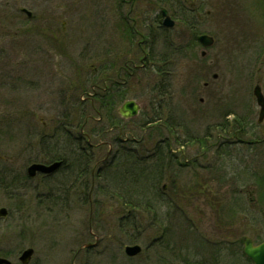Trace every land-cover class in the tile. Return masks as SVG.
<instances>
[{
  "label": "rangeland",
  "instance_id": "374dc122",
  "mask_svg": "<svg viewBox=\"0 0 264 264\" xmlns=\"http://www.w3.org/2000/svg\"><path fill=\"white\" fill-rule=\"evenodd\" d=\"M210 4L216 16L211 13L200 30L214 45L203 48L182 20L159 33L155 17L164 3L158 0H0V168L6 164L12 179L21 180L32 162L63 152V145L50 138L62 137L64 126L72 123L76 136L85 134L99 148L95 157L100 160L115 138L127 135L140 142V157L151 155L157 142L171 146L173 155H166L157 186L153 179L131 184L125 174H140L141 166L121 159L103 172V179L92 182L102 187L96 193L85 195L78 182L80 193L72 197L57 191L60 174L43 182L39 198L26 187L16 198L0 190V204L10 212L0 222V248L14 254L34 248L30 264H169L160 247L168 245L175 252L172 264H185L182 257L200 259L194 255L197 249L210 260L212 251L205 245L210 242L221 247L219 264H250L240 238H264V187L259 186L264 179V123L248 128V122L257 126L259 114L253 88L260 85L264 93V0ZM145 39L153 41L146 52L163 56L168 51L163 71L171 86L158 94L164 83L158 62L129 76L127 93L141 112L119 122L113 111L116 128L96 101L104 95L101 87L116 85L110 80L119 78L123 61L130 57L139 64ZM105 78L110 83L103 85ZM156 111L163 113L162 122L149 128ZM229 112L239 124L232 133L239 140L217 129ZM99 132H105L102 138ZM225 140L231 145L219 146ZM63 156L68 157L66 150ZM2 176L0 172V182ZM133 199L143 206L135 207L138 225L132 227L135 220L128 216L126 202ZM143 200L163 210L153 212ZM164 209L172 214L167 217ZM166 217L170 221L165 226ZM192 223L205 243L192 233ZM91 233L100 240L87 252L85 244L96 242ZM130 244L142 247L133 259L124 253Z\"/></svg>",
  "mask_w": 264,
  "mask_h": 264
},
{
  "label": "flooded vegetation",
  "instance_id": "af4514ba",
  "mask_svg": "<svg viewBox=\"0 0 264 264\" xmlns=\"http://www.w3.org/2000/svg\"><path fill=\"white\" fill-rule=\"evenodd\" d=\"M189 1L190 0H158V2L160 4L164 3V6L159 8V12L157 13V15L155 17V26H156L157 30L159 31V33H161V32L165 33L166 31H168V28H166L163 25V20H164V16H165L164 11H165L167 13V16H169L174 22L180 21V20L184 21L185 22L184 26L186 27L185 30H187L188 33H190L192 35V37H194V39H197V41H198L199 36L208 35V34L201 33L200 25L202 26L201 23H203L204 21L210 20L211 13H214L215 14L214 16H216L215 11H212L209 9V6L211 5L210 4L211 0H191L190 2ZM206 6H208V7L206 8ZM213 6L215 7V2L212 5V8H214ZM28 11L32 15V12L30 10H28ZM25 15L28 18L33 17V15L31 17H29V15L27 13H25ZM194 23H196V25L199 27H196L194 25ZM145 47H146V43L142 47V52H144L145 55L141 59V61H140L141 63H145L146 60L148 61V51L146 52ZM205 54H206V51L205 50L202 51L203 57H205ZM120 58H121L120 60H124L123 57H120ZM140 68H145V66L142 67V65H138L136 60L131 59L130 57L128 60L123 61L122 66H121L122 73L119 76V78L117 80H110V82H112V84H116L117 86L116 85L115 86H113V85L107 86L106 85V86H104V88L102 87V90L104 92V96L108 92H110L112 94V92H114V90L116 89L118 92L116 94V96L119 98L120 92L123 91V89L125 87L126 77H129V76L131 77L132 75L134 76V74ZM110 82L108 81L107 78H105L103 81V85L106 83H110ZM205 86H207V85H205ZM113 87H115V89H113ZM259 87L261 88V91H262V87L260 85H259ZM262 93H263V91H262ZM129 99H131V98H129ZM201 102H203V100H201ZM255 102H256V100H255ZM119 105L116 107L115 113H117ZM256 105H257V103H256ZM105 113L109 115L107 110L105 111ZM259 113H260V109H259ZM235 119H236L235 115H233L231 112H229L228 114H226L224 116L223 122H225V124L222 127L219 125V127H217V129H219V131H221L223 133H227L228 135H232L231 138L238 139L237 135L232 134L233 131H235L234 129L236 128V126L239 125V124L235 123L236 122V121H234ZM263 123H264V119L260 121L259 114H258L257 126H254L252 123L248 122V125H249L248 128L255 130L256 127L263 125ZM73 125L74 124L72 123L68 127L64 126L65 130H63V132H62L63 133L62 137L56 136L55 138H53V137L50 138L51 141L57 140L58 143L63 145V148H62L63 152H61V153L58 152L57 154H53V153L49 154V156H50L49 158H45L43 161H41V160L40 161H34L28 165V167L31 165H34V164L51 166L55 163H60L59 167L54 172H52L50 174L37 172L34 176H29V174L27 173V169H26V172L23 175L22 179L18 180V179H12L11 172H10V170H8V167H6L7 165L2 164V166L0 168V172H2V174H3V176H2L3 181L0 182V190L1 191H9V192H11V196H14L16 198V197H19L18 192H20L23 187H26L25 189L30 190V192H32V193L36 192V197L39 198L41 196V194H43V192L41 194L39 192L41 187H43V182L45 180H49V181L55 180V177L58 174H60L61 179L57 178V180H55V181H57V184H56V190L57 191H59V192L65 191V193H67L69 196L72 197L74 194L79 192L77 190V188H78L77 182H78L79 183V190L81 192L85 193V195H86L87 191L90 193H96V192L101 191L102 187H101V189L99 186L97 188L93 187V185H94L93 181L99 180L100 178L103 179L105 177L103 172L105 170H107L108 168H110L113 164H116L115 161L125 159V157H127L128 159L133 160L134 165L139 164V162H140V156H139L140 155V142L136 141L133 137H132V139H129L130 137L127 135V138L120 137V136H119V138H115L113 140V142L111 143L112 145H110L111 150L107 153V157L103 160L102 159L100 160V159L95 157L96 153H97L96 150H98L99 148L94 147L92 145V143L88 140L89 138L85 134H82L80 132V136H78V135L76 136V133H75L76 128H75V125L74 126ZM153 125L154 124H152V126ZM113 130H114V128H112V131ZM118 130H119V128H118ZM242 130L243 129H241V132H242ZM253 130H251V131H253ZM249 132L250 131H248V133ZM54 133L57 134V132H54ZM54 133H53V135H55ZM104 134H105V132H101V134H100L101 138ZM235 134H236V131H235ZM42 139L44 140V137ZM199 143H201V142L199 141ZM227 143L229 145H231V142L225 140L224 143L219 144V146L220 145H221V147L227 146ZM256 143L258 144V143H260V141H258V140L252 141V142H249L248 144L252 145V144H256ZM178 145L182 146L181 143H178ZM41 146H42V143H41ZM165 146H166V144L162 143V142L155 143L152 154L148 155L147 157H149L151 159L152 158L157 159L158 156L160 157L162 155H164V157H166V155H168V154L173 156L171 153V146H168L169 148H167L168 150L166 153L162 151V150L166 149ZM158 147H159V149H158ZM221 147H220V149H221ZM182 148H183V146L181 147V149ZM65 150L68 152V157L63 156V155H65ZM46 153H48V152H45L44 155ZM170 161H172V159H170ZM4 165H6V166H4ZM94 165H95V167L100 166L97 168L96 173L93 172V170L96 169L94 167ZM181 166H185V165H183V163H181ZM93 167H94V169H93ZM89 172H90V177L88 179V173ZM123 178H124V176H123ZM127 178H128V180L133 179L135 182H137V181H139L140 175L137 173L136 174L133 173V174L127 175ZM90 180H91V183L89 184ZM34 182H36L35 185H34ZM92 182H93V185H92ZM66 183H68V184L66 185ZM165 186L163 187V189L167 188V186L166 187ZM163 193H164V190H163ZM126 207H129V209L127 211L128 216L132 217L135 220L136 216L134 214L139 211V208H135L137 206H126ZM153 208L155 209V210H152L153 212L163 210V207H160V208L159 207L158 208L153 207ZM2 209H4L6 211V217H0V222L7 220V218L9 217V214H10L9 209L0 204V210H2ZM164 211L166 212L167 210L164 209ZM165 214L168 217L170 214H172V210H171V212L168 210ZM167 217L163 221V222H165V226L170 221V219ZM92 219L93 218H91V221H92ZM136 224H137V221L135 220L132 224V227H133V225H136ZM197 228L198 227H197L196 223H192L191 229L193 231H195ZM91 234L93 235V237L96 238V242L94 244H92V243H86L85 244L83 249H85L87 252L92 250L93 248H95L98 245V241L100 240L97 235H94L93 233H91ZM170 242H171V240H170ZM208 243L211 244L212 246L218 245L217 243H210V242H208ZM259 243H255V244H259ZM168 247H169L168 245H164V249L167 253L165 260L169 261V264H172L173 260L175 259V258L173 259V253H175V252H172L171 248L170 247L168 248ZM28 249L34 250V254H33L30 262L28 263V264H30L33 261L34 256H35V249L32 247H28V248L24 249L23 251H21L20 253H17V254H14L12 252H11L12 253L11 254L9 250H6L4 248H0V260L6 261V263H0V264H24L21 261V256H22L23 252L25 250H28ZM196 255H197L196 258H198V259L200 258L197 261H188V259H186L184 257H182L179 261L182 260V262L185 264H215V263L219 264V260L216 258L210 259V260L209 259L205 260L201 254L197 253ZM163 264H164V261H163ZM251 264H253V263L251 262Z\"/></svg>",
  "mask_w": 264,
  "mask_h": 264
},
{
  "label": "trees",
  "instance_id": "16d2710c",
  "mask_svg": "<svg viewBox=\"0 0 264 264\" xmlns=\"http://www.w3.org/2000/svg\"><path fill=\"white\" fill-rule=\"evenodd\" d=\"M128 33L130 34V36H132V35H134V29H133V27L131 26L130 27V29H129V31H128ZM153 43V41H151L150 39H148V41L146 42V44H149V47L151 46L150 45V43ZM167 52L168 51H166L165 52V54H163V56H157V55H155L154 53H151V51H150V53L148 54V63H156V62H158V63H160L161 65H163V68L161 69V71H158L160 74H161V81H163L164 83H163V85H162V90L160 91V93H158V94H161V95H163V92L164 91H168L170 88H169V86H170V82L167 84V77H166V73L163 71V70H165L164 69V67L168 64V62L169 61H167L168 59L167 58H165L166 57V55H167ZM159 70H160V68H159ZM163 86H166L167 88L164 90V87ZM164 90V91H163ZM118 92H117V90L115 89L114 90V92H112V94L110 93V92H108L105 96L103 95V96H101V98H100V100L98 99L96 102H97V107H98V105H99V108H104V109H106L107 110V112L109 113V116H110V118L112 119L111 121V123H110V125L112 126H115V125H118L116 122H114V117L112 116V114H113V111L115 110V107L116 106H118L120 103H122L126 98H127V91L126 90H124L123 89V91H121L120 92V94H119V98L116 96V94H117ZM160 95V96H161ZM116 96V97H115ZM118 98V99H117ZM155 118L154 119H150V121L146 124V125H148V124H151L152 122H157V121H161L162 122V119L163 118H161V117H159V116H161V115H163V113H161V112H159V111H156L155 112ZM117 120H119V119H117ZM119 122H120V120H119ZM99 134H101V132H99ZM80 135V134H79ZM79 140V139H78ZM159 149V148H158ZM165 151L166 150H168V149H164ZM81 157V156H80ZM132 158V157H131ZM125 159H128L127 157H125ZM128 160H130L131 161V163H132V165H134V163H133V160L132 159H128ZM158 161H161L163 164H158L157 162ZM130 163V164H131ZM167 162H166V157H163V155L162 156H158V158L157 159H151V158H149V157H147V156H141L140 157V162H139V165L141 166V167H139V171H140V178H139V181H141V182H146L147 184H149L150 183V181H151V179H153V182H154V185L155 186H157V184H159V182L161 181V179L163 178V175H164V172H163V168H164V166H165V164H166ZM136 166V165H135ZM117 173H118V171H117ZM129 174H133V173H130L129 171L125 174L126 175V179H128L127 178V175H129ZM129 181L131 182V184H134V183H136L133 179H129ZM138 182V181H137ZM259 182L262 184H259V186H261V187H264V179H262L261 181L259 180ZM152 183V182H151ZM152 187V186H151ZM158 195H159V193H158ZM153 196V195H152ZM157 196V195H156ZM156 196H154V197H156ZM160 196V195H159ZM263 196H264V194H263ZM119 199H122L123 198V196H117ZM141 198V197H140ZM264 200V197H261V201H263ZM131 202V200L130 201H127L126 202V204L127 205H130V206H143V205H140V201H135L134 199H133V203H130ZM143 202L145 203V205H147V206H150V207H154L153 205L151 206L150 205V201H145V200H143ZM149 207V208H150Z\"/></svg>",
  "mask_w": 264,
  "mask_h": 264
},
{
  "label": "water",
  "instance_id": "95a60500",
  "mask_svg": "<svg viewBox=\"0 0 264 264\" xmlns=\"http://www.w3.org/2000/svg\"><path fill=\"white\" fill-rule=\"evenodd\" d=\"M165 19L164 26L167 28H173L174 22L167 16L164 11ZM199 42L203 46H211L213 44V39L208 36H201L198 38ZM254 95L257 98L258 105L261 107L260 111V121L264 119V96L259 86L255 87ZM140 106L135 101H127L119 109V113L122 117L129 119L136 117L140 111ZM60 163H55L51 166H45L41 164H34L28 168L29 176H34L37 172H42L45 174H50L54 172ZM0 217H6V211L4 209L0 210ZM240 243L244 246V254L251 259L254 264H264V243L254 246L252 240L248 237H242ZM142 251L139 245L127 246L125 248V253L129 257L137 256ZM34 254L33 249L25 250L21 256V261L24 264H28ZM0 263H6L5 260H0ZM8 263V262H7Z\"/></svg>",
  "mask_w": 264,
  "mask_h": 264
}]
</instances>
